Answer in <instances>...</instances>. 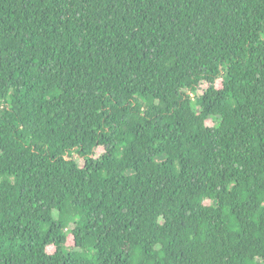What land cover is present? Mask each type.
Listing matches in <instances>:
<instances>
[{"label": "trees", "instance_id": "1", "mask_svg": "<svg viewBox=\"0 0 264 264\" xmlns=\"http://www.w3.org/2000/svg\"><path fill=\"white\" fill-rule=\"evenodd\" d=\"M0 264H264V0H0Z\"/></svg>", "mask_w": 264, "mask_h": 264}, {"label": "rangeland", "instance_id": "2", "mask_svg": "<svg viewBox=\"0 0 264 264\" xmlns=\"http://www.w3.org/2000/svg\"><path fill=\"white\" fill-rule=\"evenodd\" d=\"M216 121L214 119L212 120H209L208 124L211 125V124H214ZM79 163L82 164V160L78 159Z\"/></svg>", "mask_w": 264, "mask_h": 264}]
</instances>
